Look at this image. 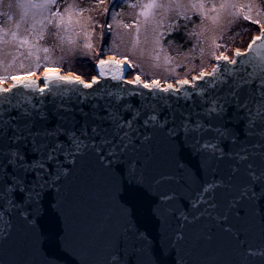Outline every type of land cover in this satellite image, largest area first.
<instances>
[{
	"label": "snow or ice",
	"instance_id": "6c2138e0",
	"mask_svg": "<svg viewBox=\"0 0 264 264\" xmlns=\"http://www.w3.org/2000/svg\"><path fill=\"white\" fill-rule=\"evenodd\" d=\"M191 6L204 7L202 2ZM140 7V15L147 19L153 9L167 13L181 4L180 0H149ZM219 7L230 10V17L261 25L249 15L250 4L224 0ZM0 8L9 9L0 11V16L13 22L15 29H0V43H16L13 61L19 56L32 60L27 76L41 67V59H51V49L40 44L46 31L54 27L57 31H47V35L59 37L62 46L65 38L58 30L67 31L74 9L84 11L77 4H68L61 12L58 0H0ZM14 10H19L16 19ZM211 10L217 11L215 5ZM177 15L182 14L177 11ZM212 19L215 23L218 17ZM22 25H26L24 35L19 32ZM158 26H163L162 20ZM111 27L107 25L102 36ZM139 30L136 26L137 33ZM258 30L261 34L248 44L249 51L264 40V26ZM9 35L11 40L4 39ZM86 39L90 37L86 35ZM67 43L77 41L68 38ZM138 43L134 38L133 49ZM155 43L159 45V39ZM22 48L27 49L26 54ZM83 48L90 51L92 44L86 42ZM245 54L236 50L232 58L221 53L214 59L236 65L235 57ZM153 58L158 60L159 55ZM125 67L138 65L127 57L120 62L101 59L98 77L110 75L111 80L121 81ZM259 67L264 69V64ZM19 68H25L22 61ZM220 71L218 65L211 71L202 69L191 81H176L178 86L161 87L156 80L141 83L140 75L125 81L147 89L146 93L113 92L100 86L97 77L86 83L79 76L73 79L50 71L41 78L43 88L33 79L0 88V93L23 88L40 94L35 101L23 93L15 102L0 99V241L12 239L17 264H82L78 256L97 252L98 235L93 228L86 226L71 238L63 231L45 233L39 228L47 209L56 215L65 211L63 185L77 169L88 182H95L99 173L105 187L111 189L108 195L116 197V223L110 216L99 264H166L177 248L181 253L176 264H189L182 254L185 246L196 252L214 247L220 237L231 242L235 264H264V70L244 74L225 66L227 78L222 75L208 81L210 91L201 89L199 99L188 93L183 106L180 103L186 85L195 88L197 81L216 77ZM6 78L0 76V81ZM53 82L79 84L92 91L50 104L45 93ZM186 156L195 159V167ZM53 190L56 197L47 201ZM145 194L151 198L148 217L159 226L157 236L136 219L135 207ZM14 221L19 222L18 229ZM202 222L200 229L193 227Z\"/></svg>",
	"mask_w": 264,
	"mask_h": 264
},
{
	"label": "rangeland",
	"instance_id": "374dc122",
	"mask_svg": "<svg viewBox=\"0 0 264 264\" xmlns=\"http://www.w3.org/2000/svg\"><path fill=\"white\" fill-rule=\"evenodd\" d=\"M148 2L149 0H58L61 12L68 4H77L84 9L83 12L75 9L72 11L71 23L66 25L67 31L63 28L58 30L59 35L65 38L63 45L61 46L59 37L47 35V31H57L54 27L49 28L45 40L40 41V44L51 49V59L47 62L41 59V67L35 69L33 75L27 76L25 73L32 70V60L19 56L13 61L17 51L16 43H0V61L3 62L0 64V76L7 77L0 83L10 84L12 80L22 77L41 80L44 72L50 69L64 76H79L84 81H89L95 76L92 64L108 55L119 61L127 57L129 62L138 65L128 72L129 80L140 75L142 82L156 80L161 84H175L178 80L198 75L202 69L208 71L215 55L223 53L230 57L234 50H243L252 36L258 34L259 27L264 26V0H233L237 5L250 4L252 11L249 15L261 21L259 26L244 21L242 17H230V10H220L219 6L224 0H180L181 7L178 10L165 13L164 9H153L146 19L140 15L143 10L140 5ZM157 2L167 3L168 0ZM199 2L203 3V9L191 6V3ZM213 5L217 8L216 12L211 10ZM52 10H56V6ZM0 11L9 9L0 8ZM177 11L182 15L178 16ZM14 12L16 19L19 10ZM213 17H218L215 23ZM161 20L163 26H158ZM124 24L131 27L125 28ZM107 25L112 27L107 30V35L102 36ZM169 25L172 27L169 28ZM136 26H139V33L136 32ZM24 27L26 25H22L19 30L20 35H24ZM0 29L15 30L13 22L6 21L3 16H0ZM86 35L90 40L86 39ZM68 38L77 43L69 45ZM134 38L139 43L133 49ZM4 39L11 40V36ZM156 39H159V45H156ZM86 42L92 44L90 51L83 48ZM20 51L26 54L27 49L22 48ZM157 54L158 60L153 58ZM39 55L42 58L44 53L40 52ZM165 57L169 59L166 61ZM21 61L25 64L24 69L19 68ZM9 62L12 67L6 68L5 65Z\"/></svg>",
	"mask_w": 264,
	"mask_h": 264
},
{
	"label": "water",
	"instance_id": "95a60500",
	"mask_svg": "<svg viewBox=\"0 0 264 264\" xmlns=\"http://www.w3.org/2000/svg\"><path fill=\"white\" fill-rule=\"evenodd\" d=\"M261 33L258 32L257 35ZM254 35L250 41L247 43L246 47L243 50H240L243 53H246L244 56L235 57L237 60L236 65H226L225 62L213 60V65L208 71H211L214 65H218L221 68V71L217 73L216 77H206L203 81H197L196 87L192 88L190 86H185L184 90L180 94L181 96V106H183L185 100L187 99V94L191 93L193 99L200 98V90L203 89L205 92L210 91L208 86V81L216 80L218 77L224 75L226 78V73L224 72L225 66L228 68L236 70L237 73H259L264 70L259 65L264 64V60L261 57H264V40L258 41L254 48L249 51L248 44L255 37ZM236 50H234L229 58L233 57V54ZM259 52V55H257ZM103 60H114L120 62L118 59L113 57L108 58L105 56L101 58ZM98 59L93 66V70L95 72L94 77H98L99 69L97 68ZM243 62V63H241ZM130 71L129 68H124V73L122 75L121 81L111 80L110 75L105 78L100 79V86L109 88L113 92H117L121 89L123 90H137L139 92H148L147 89L142 88L141 86H134L126 83L128 81L127 74ZM52 72V71H50ZM61 76L60 72L54 71ZM199 75V74H198ZM196 75V76H198ZM193 77V76H192ZM192 77L188 80L191 81ZM75 79L76 77H72ZM93 78V77H92ZM92 78L89 81H85L86 83L91 82ZM33 79L37 81V84L40 88L44 87V83L41 80L34 79L31 77H22L16 80H26ZM135 79V78H134ZM13 80L10 85L5 88H10L14 83ZM183 80V79H181ZM141 83H144L141 81ZM161 87H166L167 84H161ZM174 86H178L173 84ZM97 86H94V88ZM2 88V87H0ZM92 90L83 89L79 84H62V83H50L48 85V89L45 93L49 103L59 104L61 100H69L76 99L77 96H83L85 93H88ZM19 93H23L26 97H31L33 101L39 99L40 94L38 92H34L31 89H23L17 88L12 89L9 93H0V99L4 97L10 98L13 102L19 98ZM159 96H169L167 93H158ZM191 103V101H188ZM185 111L192 109H184ZM186 159L192 164L193 167L196 165V161L194 158L187 157ZM97 180L95 182H88L85 176L79 172L77 169L72 175H70L63 185V193L67 197L66 209L60 215L54 214L51 209H47L44 215L39 220V228L43 230L45 233H60L61 231L67 233L69 237L78 236L81 230L84 227L93 228L98 235V244H97V252L89 253L84 252L81 256H78L77 259L82 261V264H99V261L102 259L100 253H102V242H103V231L108 226L109 217L112 216V223L115 224V209H116V197L115 195H108L111 191L110 188L105 187V181L100 177V174L97 173ZM56 197V190L49 195L47 201H51ZM151 206V198L148 195H143L139 201V203L135 207V215L137 222L144 227H147L153 236H157L159 226L158 224L150 220L148 217V209ZM19 228V222L14 221ZM203 225L201 224L193 225L195 229H200ZM15 235V230H14ZM46 248L48 247L47 243L44 245ZM179 253H181V248H177L176 252L169 255L166 260V264H176L179 259ZM182 254L185 257L186 262L189 264H235V257L231 250V242L228 239L220 237L217 240V243L214 247H204L196 252H193L190 245H187L183 248ZM0 260L3 261V264H17L18 257L15 254L13 249V241L12 239H7L0 241ZM66 264H70V262H66Z\"/></svg>",
	"mask_w": 264,
	"mask_h": 264
},
{
	"label": "built area",
	"instance_id": "2783aa9c",
	"mask_svg": "<svg viewBox=\"0 0 264 264\" xmlns=\"http://www.w3.org/2000/svg\"><path fill=\"white\" fill-rule=\"evenodd\" d=\"M15 80V79H14ZM13 81V80H12ZM11 81V82H12ZM11 84V83H10ZM10 84H3V83H0V87H2V88H5L6 86H8V85H10Z\"/></svg>",
	"mask_w": 264,
	"mask_h": 264
},
{
	"label": "bare ground",
	"instance_id": "6f19581e",
	"mask_svg": "<svg viewBox=\"0 0 264 264\" xmlns=\"http://www.w3.org/2000/svg\"><path fill=\"white\" fill-rule=\"evenodd\" d=\"M252 37H253V36H252ZM107 57L110 58L111 56H108V55H107ZM48 71H52V72H54V71H56V70H54V69H50V70H48ZM16 79H17V78H16ZM16 79H15V80H16Z\"/></svg>",
	"mask_w": 264,
	"mask_h": 264
},
{
	"label": "trees",
	"instance_id": "16d2710c",
	"mask_svg": "<svg viewBox=\"0 0 264 264\" xmlns=\"http://www.w3.org/2000/svg\"><path fill=\"white\" fill-rule=\"evenodd\" d=\"M97 60H98V59H97ZM92 65H94V63H93Z\"/></svg>",
	"mask_w": 264,
	"mask_h": 264
},
{
	"label": "crops",
	"instance_id": "0c3cea01",
	"mask_svg": "<svg viewBox=\"0 0 264 264\" xmlns=\"http://www.w3.org/2000/svg\"><path fill=\"white\" fill-rule=\"evenodd\" d=\"M213 65V64H212Z\"/></svg>",
	"mask_w": 264,
	"mask_h": 264
}]
</instances>
